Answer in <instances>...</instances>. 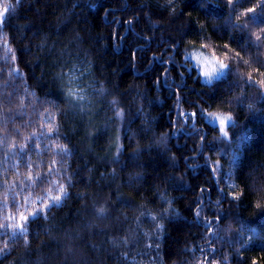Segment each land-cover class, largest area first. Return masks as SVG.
<instances>
[{
  "label": "trees",
  "instance_id": "trees-1",
  "mask_svg": "<svg viewBox=\"0 0 264 264\" xmlns=\"http://www.w3.org/2000/svg\"><path fill=\"white\" fill-rule=\"evenodd\" d=\"M9 2L0 224L50 206L22 236L0 229V264H264V22L243 15L257 0ZM196 49L230 70L204 82ZM73 65L80 107L57 75ZM208 113L229 115L227 136Z\"/></svg>",
  "mask_w": 264,
  "mask_h": 264
},
{
  "label": "snow or ice",
  "instance_id": "snow-or-ice-1",
  "mask_svg": "<svg viewBox=\"0 0 264 264\" xmlns=\"http://www.w3.org/2000/svg\"><path fill=\"white\" fill-rule=\"evenodd\" d=\"M20 0H16V3H19ZM229 4L233 3V0H228ZM257 7H260L262 9V11H264V0H257V4L254 5L251 8L246 9L245 13H243V15L248 16L250 15V19H252L253 21H256L258 18L260 19L261 22H264V17H260L259 14L257 13L256 9ZM12 10V5L10 4L9 0H4V2L0 3V25H2L5 21V19L7 18V14L10 13V11ZM128 24H131V20L127 21ZM236 27H244L245 25H235ZM256 39L259 41L262 39L261 36L257 35ZM8 51L10 52L11 49H8ZM211 63V62H208ZM218 67L217 66H213L211 68L205 67L203 70V76L206 77L208 79V81L210 82L212 79L222 75L225 71H229V66L225 63H223V61H218ZM79 72V76L76 75V73ZM10 75H16L19 76L20 72L18 69H12V71L9 73ZM86 74V70L81 71L77 66L73 65L70 69H68L67 72H62L57 74L58 78H60L61 80H63L65 77H67V97L69 98L71 103H74L76 107H80L82 105L83 102H86V97H85V87L84 85L81 84V80L82 78L85 76ZM264 83V82H262ZM75 86V87H74ZM117 115H121V113H117ZM181 116L184 118L185 121H187L188 119L195 117L196 113L192 112V113H181ZM209 117H214L213 122H215V120H219L220 122V131L223 135L227 136V132L225 131V125H227L228 123H230L231 118L230 117H218L215 116L212 113L208 114ZM48 131L52 132L53 128L51 125L48 126ZM35 134H33L34 136ZM28 139H31V137H29ZM0 143H3V140L0 139ZM13 148L16 147V145L12 146ZM27 147L26 144H21L19 145V149L21 152L24 151V149ZM58 148L61 149V151L67 152V148L66 146H62V145H57ZM119 151V149H118ZM53 163H55L53 161ZM216 169H214L213 171H215ZM49 171H51V169H49ZM39 175V174H37ZM139 178V177H137ZM28 179H32L31 176L28 177ZM201 191H204L203 189ZM59 192L62 195H66V191L65 188L61 185L59 187ZM62 196L61 195H57L55 197H51V201L53 204L59 202L61 200ZM234 199L238 198L237 196L234 195L233 197ZM125 203H127V201H124ZM41 203H43L41 201ZM50 205H43L42 209H37L36 211H33L31 213H29L28 215H24V213H20L19 215V219L17 220L14 216H9L6 219L8 221H14L11 223H2L0 224V229H12V237L13 239L17 238L18 236H22L25 234L26 228V222L31 218L34 217L36 215H39L40 211L42 210H46ZM260 205H257V207H259ZM106 212V209L102 206L98 209V215L103 216ZM197 216H199V212H197ZM153 220L156 219V217H152ZM209 229H211V225H208ZM217 228H219V225H217ZM223 230V229H221ZM214 235V233H213ZM249 239H251V237H249ZM127 241L125 240V243ZM8 244L9 242L7 240L3 241V246L0 247V254L4 253L7 248H8ZM126 255V254H125Z\"/></svg>",
  "mask_w": 264,
  "mask_h": 264
},
{
  "label": "rangeland",
  "instance_id": "rangeland-1",
  "mask_svg": "<svg viewBox=\"0 0 264 264\" xmlns=\"http://www.w3.org/2000/svg\"><path fill=\"white\" fill-rule=\"evenodd\" d=\"M189 57L191 58L193 64L197 67L200 75H201V78L204 82H207L209 83L208 79L206 77L203 76V70L205 67H208V68H211L213 67L214 65L218 67V60L217 58H215L214 56L210 55L209 53L205 52L204 50H201V49H196V50H193L189 53ZM208 62H211V63H208ZM224 75V73L222 74ZM222 75L212 79L210 82H212L213 80L221 77ZM209 114V113H208ZM207 114V119L210 123H212L213 125H217L219 126L220 128V122L219 120H215V122H213V119L214 117H209ZM215 116H218V117H229V115L225 114V113H213ZM226 126L225 125V130H226Z\"/></svg>",
  "mask_w": 264,
  "mask_h": 264
}]
</instances>
